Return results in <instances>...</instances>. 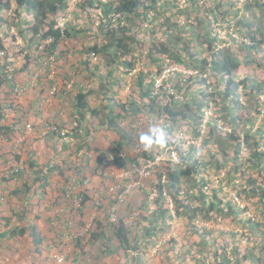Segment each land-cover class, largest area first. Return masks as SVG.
Returning <instances> with one entry per match:
<instances>
[{"label":"trees","instance_id":"16d2710c","mask_svg":"<svg viewBox=\"0 0 264 264\" xmlns=\"http://www.w3.org/2000/svg\"><path fill=\"white\" fill-rule=\"evenodd\" d=\"M144 1L148 3H145L142 0H79L77 3L79 9L84 10L91 8L93 11L98 10L100 13L98 19L99 24L92 22V29L94 33H101L102 38L96 41L92 46L86 47V49L89 53V60H91L90 54L92 52H95L98 58L102 56V65H104L107 69L104 76L103 74H98L97 88H94L93 85L91 87V84L87 82V79L85 80L83 78L82 84L76 86V88H74L75 91L71 92L67 97L68 102L71 104V115L74 113L72 115L73 119H71V123L73 122V125L70 131L76 132L79 121H85L88 115L91 117L100 116L102 120V123H100L105 125L107 129L115 132L114 139H112V142L106 148L99 146L90 147L91 145L87 141V143H89L87 144L89 149H87L89 152L91 151L92 153H95L99 159V163H102V159L105 157L107 151L119 153L125 148L132 146L135 142H140V145H144L140 140V137L144 135V132L142 131V133H140L136 131L132 136L128 133L130 128L121 126V121L126 120L131 116L143 114L144 108L146 109L150 106V103H154V106L156 107L155 109H152L153 105H151L152 110L158 109L159 114L166 115V117L169 118L170 122L166 127H168V132L172 133L174 129H177L178 126H176V124L178 121H183V119L186 121L191 120L194 124H198L202 118L201 111L205 108V105L208 104V96H214L216 93L220 96V100L216 102V107L220 112V115H217L216 117L210 116L207 120L206 126L208 129V135L206 136L205 142H208V140L215 135L221 136L218 141L222 147L224 157H227L228 154L226 149L230 145V140L234 141L236 143V147L234 149L235 161L239 150L241 149L242 142L248 144L250 146V150L251 147H253L247 158V161L251 162L249 168L255 171L257 170L259 175H263L262 181L264 183V143L262 142V136L257 137L259 133L260 135L262 134L261 132L263 129L259 128L255 133L251 132V128L243 131L241 128H244L245 124H253L255 119L243 117V120H240L241 118H239V116L235 113L241 103L240 95L238 93L240 86L247 91L246 94L253 95L256 98L255 101L257 103L260 102L259 97L257 99V96L264 91L263 82L257 83L253 80L257 71L251 69L250 67L251 63L257 61L254 59L257 55L263 59L262 52H264V38L262 39L264 34L261 32L262 28H254L256 34L253 33L254 29L249 19L245 17L244 14L248 11L250 4H253V0H244L243 2H240L239 5L244 6H240V8L236 9L235 12L234 10H221V0H214L215 6L210 5V7L206 6L204 8L202 4H199V6L197 5V10L207 12V15L212 18L211 20L206 19V21L200 18L199 24L197 22V25L194 26L195 29L190 31L195 34L199 31V28L204 29L202 34L199 36L201 41L203 43L204 41L208 43L207 47H209V50L215 47L210 60L205 56L199 58L197 53L190 51L189 46L180 48L178 42L173 43L171 41L169 44L163 43L160 47L156 45H149V57L152 59V62L160 60L159 56L157 57L152 54L155 50L170 55L176 63L181 65L183 64L186 69L196 73L195 75L190 76L192 78H178V80L174 83L173 88L177 93H181L183 87L187 84L186 91L183 92L181 96L182 99L186 98V95L188 94L187 91L191 90L196 84L207 83L208 80L204 77H207L208 72L206 69H209L208 66L221 75L215 85L217 89H215L212 93L206 94V90L198 89L193 91L194 94L191 95L190 100H183V102L177 98L175 94L170 96L169 101H164L167 95L166 90H168L166 86L167 82L163 81L161 87L157 88L155 87L156 78L151 76L152 72L136 68L140 58L135 54L136 51H141L142 42L133 31L134 18L136 16L147 14L150 10H154L158 7L159 4L157 0ZM193 1H196L195 3L198 4V0ZM256 1L258 2V0ZM165 3L167 2H164V4ZM69 5L70 0H0V28L3 24H6L7 26L16 25L17 28H21V24L25 22L29 25V30L34 34V36L39 35L40 39L44 41L49 40V42L42 48L43 56L54 55L57 57V54L59 55V53H57L59 44L63 39L74 37L75 35L86 31L85 29L80 28V26H77V23L82 20H78L75 25L72 21L74 19H72L65 27L59 26V20L67 14ZM159 7L163 8L162 11L166 12L168 10V6L166 5L164 7ZM241 7L244 10L242 13L243 20H237L235 23L236 30L240 29L239 33L242 34L241 37L239 39L231 38V40H229L231 43H229L228 47L217 50L214 44L216 45L215 42L217 40L218 33L213 32L211 27L212 21L219 23L221 28L226 29V24L231 20V18H236V16L240 15ZM5 13H9L12 19L9 20L8 17L5 16ZM77 13L78 12H75L74 15H77ZM184 13H188V10ZM187 25L190 29L192 28L191 25ZM197 26H199V28H197ZM160 27L164 30H169L170 28L166 22H162ZM93 31L91 36L92 38H95L97 37V34H94ZM177 33L179 36L181 35L180 32ZM168 35L170 36L171 34L169 33ZM234 41H236L238 49H240L241 53L247 54L241 59L235 55V46L232 45ZM0 51H3L5 55L9 53L5 39L1 34ZM183 52H186V54L188 53L187 58H183ZM36 56L37 55L27 54L26 62L23 64L22 68L28 69L30 65H35L39 59ZM128 56H130L129 59ZM188 58H192V61L188 62ZM89 60L86 61L87 66L90 65ZM4 63L6 64L5 61L3 62V65ZM94 63L95 62L92 61V74H95L97 70L100 69L101 65L99 61L95 64ZM259 65L262 66L261 63ZM5 66L0 67V91L2 87H5L2 88L5 90L1 91L2 97L0 98V136H4V138L9 139L8 134L11 133V127L7 125V111L14 105V98L12 99L9 94L13 90L19 93L21 91L25 92V90L20 83L17 84V78L15 77L16 74L23 71V69L20 70L14 68V70L9 73L7 72V68H5ZM242 70H247V72L242 78H239L238 73ZM117 71L122 73L121 77L117 75ZM133 71H135L136 75L133 84L136 85L139 91L138 96L143 101L141 104H139L132 97L128 100V102L122 101L119 97H117L119 94L118 89L127 83L124 75L131 74ZM159 71L161 72L162 69L159 68ZM209 78H211V75H209ZM261 81L263 80L261 79ZM11 82L13 83L11 84ZM47 83L51 86V84L54 83V80L50 79ZM9 85L11 86V90L8 91L6 90V87ZM116 85L118 89L113 88ZM154 87L156 95H153ZM197 92L200 94L197 95ZM95 94L101 95L102 98L107 101L105 104H102L100 108H97L91 102V97L95 96ZM146 98L149 100L148 103L145 102ZM249 102L250 100H248L247 104ZM262 103L264 104V101ZM248 110L249 108H247V112ZM256 111V113L259 114L261 110L256 109ZM218 117L223 120L226 126H231L233 130L229 132L226 131L224 127H221L217 119ZM53 121L56 125L57 123L55 117H53ZM75 121L77 124L74 123ZM240 121L243 122L241 123L243 126L241 125V128H238L237 125ZM70 131L63 130L60 126H54L49 131L48 136L57 137L63 142V140L65 141L66 135L72 139ZM65 133L66 135H64ZM168 135V133L165 135V146L170 144V137H168ZM195 135H199L198 130H195ZM154 145L158 146V144L153 143L152 146ZM151 147L134 155H128L126 157L117 156V158H115L114 167L117 169L127 170L133 167L134 164H139L140 158L154 159L155 155H152L153 152L150 151ZM81 148L82 147H80V149ZM196 150L197 148L192 146V150L186 154H183L180 151L181 160L176 164H169L165 167V171H159L157 173V181L149 184L145 189H142L143 197L140 200L139 205L131 208L133 210L136 209L138 211H146L147 214L139 215V218L137 221L135 220L134 224H128L126 222V216L125 218L119 216L115 222L110 221L109 214L103 218L97 217L95 219V226L92 228V232L90 233V237L87 242H91L92 247L94 245L95 251L98 252L97 255H101L97 258L101 259L102 257L111 254L113 251V247L111 246H113L112 241L114 239L117 240L116 243H118V247H120V249H124V254L127 256L130 252L135 250L136 252H134L133 255L136 258L142 256L140 249L145 243H153V245L157 244L161 235H165L170 231L169 220L174 218L171 210L165 204V198L163 197V192L165 190H168L170 195L175 198V215L179 217L186 216L188 220L193 221L200 214L202 215L201 218L205 216L204 219L208 221L214 219L213 213L216 214V217L221 218H227L232 215L234 216L237 206L233 203V201H235L233 200V197L229 196V198H227L228 200H223V196L219 197V195L221 196L220 191H222V188L220 186L216 187L217 182L209 176L200 175V169H202V167L207 168L209 163L211 165V161H209L208 164L202 162L200 158L195 156ZM13 156L17 159V161L21 159L20 154L17 152H14ZM224 159H226V161L229 160L228 158ZM26 163L28 168L9 166L6 170L0 172V191L7 189L6 185L9 183L10 179L12 180L15 178L17 181H21V185L17 186L14 190H10V193L14 194L17 201H19L18 203L20 208L22 209L21 218L18 224L12 225V217L5 219L6 222L4 225L6 226V229L0 231V240L8 237L19 238L29 233L33 238V243L36 249L39 252H42V250L45 249L43 247V243H45L46 237L41 230H38L35 222H29L28 224L23 217L28 218L30 212L33 210L32 203L30 204L29 202L32 197V187L40 181V186L45 189L47 185H51V172L56 168L61 169L62 167L58 163H56L55 166L49 159L44 167L39 168L35 158L31 156ZM65 164L67 169H71L72 166H70V163L65 162ZM0 165L2 167L8 166V164L5 165L4 163H1ZM216 166L217 171L219 172V170L223 167V164L216 161ZM234 167L237 169L235 170L234 168V172L239 171V166L235 165ZM59 173L64 176V180L69 179L63 174V171H60ZM232 173L233 172L230 170V172L227 173V176H231ZM164 176L165 179L163 180ZM79 180L83 181L84 179ZM246 180L247 182L241 183V185H239L238 181L235 180L236 182L232 183L231 189H234L236 192L238 191L236 195L240 196L243 200L246 201V198H248V200L253 201L254 211L260 207L264 208V185L257 183V178H253L250 173L247 175ZM220 182L222 181L220 180ZM220 182L218 185H220ZM183 183L187 184L184 189L185 196H191L195 200H198L199 204L197 206L185 203L184 199L179 198L180 191L183 188ZM208 185H210L212 195L204 190V188ZM240 186H243L244 188L239 190ZM194 189H196L197 192H193ZM59 193H61L60 196L57 199L54 198L55 200L51 203V208L57 207L60 204H66L68 206V204L74 203L72 201H74L76 195L81 197L79 206L74 205L72 207V209L75 210L74 213H78L81 216L79 222L73 221V223L76 226L81 225L82 218L87 212V206L92 199L91 196L85 191L77 192L76 194H69L66 190H60ZM61 198H63L64 201L61 200ZM254 198H256V202L254 201ZM152 203L155 204L154 209L150 207L152 206ZM182 206L185 211L182 210ZM241 210L244 211L246 209L243 208ZM127 216H129V214H127ZM254 216L255 215L247 218L249 221V228L254 234L260 235L263 238L264 229L262 228L264 226V222L256 219V221L253 220ZM49 219H51L50 222L53 224L52 218ZM62 220L63 219L60 221ZM55 225H57V221ZM57 228H59L58 225ZM109 230L112 231L111 234ZM192 231H195L194 227ZM203 232L206 233L205 231ZM111 235H113V238ZM231 235L235 236L236 233L231 232ZM200 237H202V235H200ZM47 239L48 243L46 248L51 247L53 243V238L48 237ZM75 241L76 245L82 250L84 245L81 244V236H76ZM262 241H264V239H262ZM226 244L229 246L228 242ZM262 244L264 243L262 242ZM241 247L242 246L240 245H235L234 248L230 250V254L226 251L221 252L220 254L216 253L217 256L212 264H247L248 262H251L252 264H264L262 257H257V253L249 250L248 248L247 250L242 251ZM133 255L132 258L134 259ZM170 255L173 258H180V256L176 253V250L175 252L170 253ZM218 256L221 257L219 260L217 259ZM132 258V261L129 264H144V259L139 261L136 258L134 260ZM170 258L171 257H167V261H170Z\"/></svg>","mask_w":264,"mask_h":264},{"label":"rangeland","instance_id":"374dc122","mask_svg":"<svg viewBox=\"0 0 264 264\" xmlns=\"http://www.w3.org/2000/svg\"><path fill=\"white\" fill-rule=\"evenodd\" d=\"M142 1L145 2L144 0ZM157 1L159 4L158 7H156L154 10H150L147 14L136 16L134 18L133 31L135 32V34H137L142 42L141 51H136L135 54L140 58L136 68L152 72L151 76L156 78L155 87L157 88L161 87L163 81L167 82L166 86L168 90H166L167 95L164 101H169L172 94H175V96L182 100V102L183 100H190L191 95L194 94L193 91L198 89L206 90V94L212 93L215 89H217L215 85L217 84V81L221 75L216 73L210 66H208L209 69H206L208 72L207 77H204L207 78V83L196 84L191 89L192 91H187L188 94L186 95V98L182 99L181 96L183 92L186 91L187 84L186 86L183 85L184 87L181 93H177L173 88L174 83L178 80V78L189 79L192 78L190 76H193L196 73L186 69L183 64L181 65L179 63H176V61L173 60L170 55L161 53L159 51L154 50L152 54L157 57L159 56L160 60L152 62V59L149 57V45H156L160 47V45L163 43L169 44L171 41L173 43L178 42L180 48L189 46L190 51L197 53L199 58L205 56L210 60L215 47L209 50V47H207L208 43L206 41H204V43L201 41V38L199 36L202 34L204 29H200L199 26H197V28H199L198 32L194 34L191 31L195 29L194 26L197 25V22L199 24L200 18L204 21H206V19L211 20L212 18L211 16L207 15V12L197 10V5L199 6V4H202L204 8L206 6L210 7V5L215 6L214 0H198V4L193 0ZM239 1L240 0H221V10H234L235 12V10L240 8V6H244L239 5ZM78 2L79 0L70 1L67 14L60 18L59 22L62 23L61 26L65 27L67 23L72 19H74L72 21L75 25L78 20H82L83 22H78L77 26L85 29L86 35L85 37H83L85 43L79 42V44L81 46H84V44L92 41L93 45L96 41L102 38L101 33H94L92 29V22L98 23L100 13L98 12V10L93 11L91 8H87L84 10L77 9ZM164 2L167 3L164 4ZM165 5L168 6V10L166 12L162 11L163 8L159 7H164ZM186 10H188V13H184ZM75 12H78L77 15L79 16L74 15ZM5 16H7L9 20L12 19L9 13H5ZM240 18V20H243L242 14ZM237 20L238 16H236V18L232 17L231 20L226 24V29L221 28L219 23L212 21L211 27L213 29V32L218 33V37L215 42L216 45L214 44L217 50L228 47L229 43H231L229 41L231 40V38L239 39L241 37L242 34L239 33L240 29L236 30L235 26ZM162 22H166L170 26L169 30H164L160 27ZM187 24L191 25L193 29H190ZM21 29L24 30L26 28L21 26ZM90 30H92L94 34H97V37L92 38V31ZM14 32L15 31L11 30L9 26L2 28L3 36L5 37V39H8L6 43H8L7 47L9 49V53H7L6 55L0 54V67L6 65L5 68H7V72L9 73L12 72V69L17 67L16 64H20L22 61V57L18 59L17 55H14V52H16V50L12 48L13 40L11 37L17 35ZM177 32H180L181 35L179 36ZM169 33L171 34L170 36L168 35ZM232 45L235 46L234 52L235 55L238 56V58L241 59L242 57H244V55H247L246 53H241L240 49H238L236 41H234ZM11 52L13 53V55H11ZM183 54V58H187L188 53L186 54V52H183ZM51 58L54 57L52 56ZM129 58L130 56H128V59ZM262 58L263 59H261L259 55H257L256 58L254 57V59L258 62L255 61L254 63H251L250 67L251 69L257 71L253 80L257 83L263 82L264 84V52H262ZM17 59L18 61H15ZM4 61L6 62V64L4 63L3 65ZM98 61L101 64L100 69L97 70L95 74H92V85L94 86V88L98 87V74H103L104 76L107 69L104 65H102V56L98 58ZM190 61H192V58H188V62ZM12 62H14L15 64H12ZM260 63L262 64V66L259 65ZM159 68L162 69L161 72L159 71ZM246 72L247 70L240 71V73H238V77L242 78ZM117 75L121 77L122 73L117 71ZM209 75H211V78H209ZM124 77L127 83L123 87L119 89L117 85L113 87L114 89H118L119 91L117 97L125 102H128V100L132 97L139 104H141V102L143 101L138 96L139 91L136 85L133 84L134 78L136 77L135 71H133L131 74H125ZM261 79L263 81H261ZM12 83L13 82H11V84ZM155 87L153 89V95H156ZM2 88L1 91L5 90ZM6 90H11V86H7ZM1 91L0 98L2 97ZM246 92L247 91L244 90L242 86L239 87L238 93L240 95L241 103L235 113L239 116V118H241L240 120H243V117H248L252 119L254 118L255 121L253 124H245L244 128H241V123L243 122L240 121L237 127L243 129V131L251 128L252 133L257 132L259 128H262V134L260 135L259 133V135H256L257 137L262 136V142L264 143V104L262 103L264 101V91L257 96V99L259 97L260 101L258 103L255 101L256 98L253 95H248L246 94ZM23 94L24 93H19L13 90L9 94V96L15 98L17 95L19 96ZM199 94L200 93L197 92V95ZM56 95L57 94L55 93L50 96L52 97L51 102L57 101L58 98ZM219 97L220 96H218L216 93L214 94V96H208V104L205 105V108L201 111L202 118L198 124H194L191 120L186 121L185 119H183V121H178V123L176 124V126L178 127L177 129H174L172 133H169L168 127H166L170 122L169 118L166 117V115L159 114L158 109L152 110L156 108L154 106V103H150V106H148L146 109L144 108L143 114L131 116L128 119L121 121V126L130 128L128 133H130L132 136L136 131L140 133H142L143 131L144 134H148L150 129L152 128L162 129L165 135L167 133L169 134L168 137H170V144L168 146H152L150 148V151L153 152L152 155L154 154V159H156L154 160L150 158H140L139 164H134L130 169H117L111 164V166H108L106 168V173L109 174L107 175V177L103 176L101 178H95V172H93L92 170V184L84 182L78 183V181L73 180V177L71 179V174H73L74 171L72 169H67L65 162L73 165L74 159H77L73 150L66 153L62 152L61 150L59 152L57 145L55 146V141H53L52 145L49 144V146L45 148L47 144L44 145L43 141H40L39 138H36L39 139L36 142L34 139L32 141V145L34 146V148L37 147L41 150H37L39 152V154L37 155L33 151L35 153V157L33 156L34 154H31V157L35 158L37 166L39 168L44 167V165L50 159L55 166L56 163H58L62 167H60L61 169L56 168L51 172V185H47L44 189L42 186H40V181H38L32 187V197L29 202L30 204L32 203L33 210L32 212H30L28 218L23 217V219L28 222V224L29 222H35L38 230L42 231V233L46 237V241L45 243H43V247L45 249L42 250V252H39L36 249L33 243V238L29 233L19 238H4L0 241V264H22L26 261H30L33 264L35 263L36 259L39 260L41 257H43V260L47 262L46 264H129L132 261V255L130 254L127 256L126 254H124V249H120V247H118L116 239L112 241L113 246L111 247H113V251L111 252V254H108L101 259L97 258L101 255H97L98 252L95 251V246L93 245L92 247V243L87 242L88 238L90 237L89 235L92 232V227L95 226L93 222V226L88 231L92 219L94 218L95 221L97 217L103 218L104 216L109 214V216L111 215L110 221H114L112 219L113 217L117 216L118 218L120 216L122 218H125L126 216V222L130 225L134 224L135 220L137 221V219L139 218V215L147 214L146 211H138L131 208L139 205L140 200L143 197L142 189H145L149 184L157 181V172L165 171V167H167L169 164L173 165L179 162L181 160L180 151L183 154H186L190 150H192V146H195L197 148L195 156L197 158H200L202 162L208 164V162L211 161V165L209 163L207 165V168L202 167V169H200V175L209 176L211 177V179L213 178L215 182L221 180L222 182H220V185L216 184V186H220L222 188L220 194L224 197L223 200H228L227 198H229V196H232L233 200H235L233 201V203L236 204L237 209H235L236 211L234 212V216L232 215L227 218L214 217V219L208 221L202 219L200 217V214L193 221H188V219L184 216H175L173 219L169 220L170 231L165 235L161 233V238L158 240L153 253L158 254L161 250H164L163 248H168L169 255L167 256L171 257V264H211L214 261L216 253L220 254L221 252L226 251L228 254H230V250H232L235 245L242 246L241 250L243 251L247 250V248L250 250V246L261 244V241L262 239H264V237L262 238L260 235L254 234L251 231L247 218L255 215L253 217V220L256 219L263 222L264 218L260 217L259 210H255V213L251 210L254 206L253 201L248 200V198H246V201L243 200L240 196L236 195L238 191L236 192L234 189H231L232 183L236 182L235 180L238 181L239 185H241V183L247 182L246 178L249 173L253 178H262L261 175H258L257 170L255 171L249 168L251 162L247 161V158L253 147H251L250 150V146L242 142L241 149L239 150L238 156L235 161L234 149L236 147V143L234 141H229L230 145L226 149L228 154L227 157H224L222 147L220 146L218 141L220 140L221 136L215 135L216 137H211L208 142H205L206 136L208 135V129L207 126H205V122L209 119L210 116L216 117L217 115H220V112L216 107V102L220 100ZM52 99H54V101H52ZM248 100H250V102L247 104ZM106 102L107 101L103 99L101 95L95 94V96H92V104L97 108H100L102 104H105ZM145 102L148 103L149 100L146 98ZM151 105H153L152 109ZM247 108H249L248 112ZM256 109L261 110L259 114L256 113ZM49 112L52 113L53 110H49ZM8 113L10 114L9 110L7 111V114ZM217 119L219 123L221 122V127H224L226 131L231 132L233 130L231 126H226L221 118L218 117ZM27 126L31 127L32 125L28 124ZM95 127L97 129L94 131L95 135H92L93 145H99L103 148H106L110 145L112 139H114L115 132L107 129L105 125H102L100 123V116L92 117V129H95ZM102 129H105L103 137L98 135V132ZM195 130L199 131V135H195ZM18 137L16 139H6L4 138V136H0V164H8L7 167H2L0 165V172L6 170V168H8L9 166L28 168L26 162H28V155H30L31 153V145L26 144V141L24 140L25 137H23V139L21 140H19ZM28 140H30V138H28ZM39 141L42 145H38L37 142ZM34 142L35 144L37 143L36 146L34 145ZM175 143H177L176 147L174 146ZM144 149V145H140V142H135L132 146L125 148L123 152L126 154V156H128L137 154ZM172 149L176 150V159H174L170 155ZM32 150L34 149L32 148ZM14 152L20 154L21 159L19 161H17V159L13 156ZM107 153L108 151L106 152V154ZM96 158L97 155L95 153H92V162H94L95 160L99 161V159ZM224 158H228L229 160L226 161V159ZM216 161H219V163L223 164V167L221 168V170H219V172L217 171ZM235 165L239 166V171L234 172V168L235 170H237L236 167H234ZM100 166H102V164H100ZM146 166H149L147 167L149 171H143V168H145ZM62 169H64L65 172L68 173L69 179L64 180V176L59 173L60 171H63ZM85 169L88 172H91L88 167ZM230 170L233 173L231 176H227V173H229ZM141 172L143 173L141 174ZM19 185H21V181H17L15 178L12 180L10 179L9 183H7L6 185L7 189H3L2 191H0V231L6 229V226L4 224L6 222L5 219L8 217H12V225H16L19 223L22 209L20 208V205L18 203L19 201H17L14 194L10 193V190H14ZM182 186L183 188L180 191L181 194L184 192L185 186H187V184L183 183ZM207 187L208 188H205L206 191L210 193V195H212L210 185H208ZM242 188L244 187L240 186L239 190ZM60 190H66L69 194H76L77 192L85 191L91 196L92 199L87 206L86 215L82 218L83 224H81V226H76L73 223V221L79 222V220L81 219V216L78 213H74L75 210L72 209L74 205L78 206L77 200L72 201L74 203L68 204V206L64 204L63 208L61 206L52 208L50 207L51 203H53V201L55 200L54 198L57 199L60 196ZM193 192H197V190L194 189ZM61 200L64 201L63 198H61ZM192 202L195 205L199 204L198 200H192ZM154 206L155 204L152 203V206L150 207L154 209ZM243 208H245L246 210L242 211L241 209ZM60 209H64V213L68 214L66 220L70 221L69 227H64L66 228L64 232H60V230L58 231L57 225H55L56 221L58 222L62 218V216L57 217V213L55 211ZM127 214H129V216H127ZM42 217H45L48 222L47 227H44L43 230L41 229L40 223L38 222ZM47 217L52 218L53 224H51L50 220ZM193 227L195 228L194 232L189 230L191 228L193 229ZM262 229H264V226ZM196 230H199L200 232L205 231L206 233L203 234ZM109 232L110 234L112 233L111 230H109ZM231 232H235L236 235L232 236ZM200 235L207 238L209 242L207 251L201 252L198 250L199 247L196 245V242H200ZM76 236H81V244L84 245V248L82 250L76 245ZM111 236L113 238V235ZM48 237L53 238V243L51 247L46 248ZM193 237L195 240L193 239ZM227 242L229 243V246H226L225 243ZM220 244H225L222 247H227V250L222 247L219 248ZM171 246H175L177 248L176 253L178 251L180 252V254H178L180 258H173L170 255V253H172L173 251L169 249ZM181 254L183 255V257ZM218 257L221 258L220 256ZM135 258L136 257L134 256V259ZM136 259L139 261L143 260L142 256L137 257Z\"/></svg>","mask_w":264,"mask_h":264},{"label":"crops","instance_id":"0c3cea01","mask_svg":"<svg viewBox=\"0 0 264 264\" xmlns=\"http://www.w3.org/2000/svg\"><path fill=\"white\" fill-rule=\"evenodd\" d=\"M243 11L244 10L242 8L240 15L238 16V20H240ZM244 14L249 18L253 29L261 27V32L264 34V0H258V2L256 0H253V4H250L248 11ZM6 26V24H3L1 27L5 28ZM15 26L16 25H9V28H12V30L15 31L14 33L17 34L11 37L13 40L12 48L16 50V52H14V55H17L18 59L22 57L21 63L16 64L17 67L15 69H23L22 66L26 62L27 54L37 55L36 57L39 59L35 65H30L28 69H23V71H20L16 74L17 84L20 83L25 92L22 91L21 93L24 94L19 96L17 95L14 99L11 97L14 100V105L9 110L10 114H7V125L11 127V133L8 134L9 139H16L19 136L18 138L19 140H21L23 139V137H25L24 140L26 141V144L31 145V153L30 155H28L29 157L31 156V154H34V157L35 153L36 155L39 154L38 151L40 149H38L37 147L34 148V146L32 145V141L34 139L35 142L40 139V141H43L44 145L47 144L45 148L48 147L49 144L52 145L53 141H55V146L57 145L59 152L61 150L62 152L66 153L73 150L74 154L77 157V159H74L73 165H70L72 166L71 169L74 171V173L71 174L73 180L84 179L83 182L87 181L90 182L89 184H92V170L93 172H95V178H101L103 176L106 177L103 171V167L100 166L97 160L92 162V152L88 151L89 148L87 144L89 143L91 145L90 147L99 146L93 145L92 143V135H95L94 131L97 129L96 127L95 129H92V117L88 115L85 121H79L76 132L70 131L73 125V122L71 123V119H73L72 115L74 113L71 115V104L70 102H68L67 97L71 92L75 91L74 88H76V86L82 84L83 78L85 80L87 79V82H89L92 87V60H89V53L86 49V47L92 46V41L84 44V46H81L79 42L85 43L83 37H85L86 33L83 32L75 35L74 37L63 39L59 44V49L57 51L59 55L57 54V57L54 55L43 56L42 48L49 42V40L44 41L40 39L39 35L34 36V34L29 30V25L25 22L21 24V26L26 28L24 30L21 28H15ZM253 33H255V29ZM263 38L264 36L262 37V39ZM7 40L8 39H6V42ZM7 45L8 43H6V46ZM11 55H13L12 52ZM52 56L54 58H51ZM18 59L15 61H18ZM87 60L90 61V65L88 66L86 65ZM50 79L54 80V83L51 84V86L49 83H47V81ZM55 93L57 94L56 96L58 99L55 102H51L52 97L50 96ZM52 101H54V99H52ZM49 110H53V112L50 113ZM53 117L56 118V125L55 123H53ZM100 122L102 123L101 118ZM74 123L77 124L76 121ZM28 124H31L32 126H27ZM54 126H60L61 128H63V130L66 131L69 130L72 139H70V137L66 135V133L64 134L66 136L65 141L63 140V142L57 137L55 138L48 136L49 131ZM104 131L105 129L100 130L98 132V135L103 137ZM28 138H30V140H28ZM45 139L47 143L45 142ZM40 141L37 142L38 145H42ZM87 141L89 143H87ZM35 142L34 145L36 146L37 143L35 144ZM80 147L82 148L80 149ZM32 148L34 150H32ZM87 167L91 170V172H88L85 169ZM64 169H62L64 171L63 174L68 178V173H66ZM256 178L258 180L257 183L264 185L262 181L263 178ZM254 201L256 202V198H254ZM58 206H61L63 208V204H60ZM253 209L251 210L255 213ZM256 210H259L260 217L264 218V208L260 207ZM55 211L57 213V217L62 216L61 219H63L62 221L57 222V225L59 227L57 228V230H60V232H64V230L69 227L70 224V221L66 220L68 214L64 213V209ZM47 218L49 219V217ZM38 222L40 223L42 230L44 229V227H47L48 222L45 217H42ZM64 227L66 228L63 229ZM189 230L192 231V228ZM199 239H201L200 242H196V245L199 247L198 250L201 252L207 251V247L209 246L207 238L202 236ZM262 242L264 243V241H261V244L250 246V250L257 253V257L261 256L262 260H264V244H262ZM225 244H220L219 248H221ZM156 245L157 244L153 245V243H145L143 247H141V249L139 248L140 253H142L144 259V264H171L170 261H167V255H169L168 248H163L164 250H161L159 252L160 254H154L153 251ZM226 246L228 245L226 244ZM169 249L173 250L172 252H175L177 248L175 246H171ZM134 252L136 251L134 250L130 252L129 255H133ZM177 254H180V252L178 251ZM217 259L219 260L220 258L218 257ZM46 263L47 262L43 260V257H41L39 260L36 259L35 263L33 264ZM22 264L32 263L30 261H26ZM248 264L252 263L248 262Z\"/></svg>","mask_w":264,"mask_h":264},{"label":"clouds","instance_id":"9594fccd","mask_svg":"<svg viewBox=\"0 0 264 264\" xmlns=\"http://www.w3.org/2000/svg\"><path fill=\"white\" fill-rule=\"evenodd\" d=\"M71 1V0H70ZM239 3H240V1H239ZM60 23V22H59ZM59 26H61L60 24H59ZM16 27V26H15ZM61 27H63V26H61ZM11 30H12V28H11ZM0 34L2 35V37H4L3 36V33H2V27L0 28ZM4 39H5V37H4ZM5 42H6V39H5ZM8 48V47H7ZM90 56H91V54H90ZM90 59H91V57H90ZM92 60V59H91ZM93 61V60H92ZM93 62H95V63H97L98 62V59H97V61H93ZM140 140H141V142L144 144V147H145V149H148L149 147H151L152 146V144L153 143H155V144H158V145H161V146H163L164 144H165V142H166V138H165V134H164V132H163V130L162 129H159V128H152V129H150V131H149V133L148 134H144V135H142L141 137H140ZM98 163H99V161H97ZM100 164V163H99ZM72 179V178H71ZM216 187H218V186H216ZM205 188H208V187H205ZM204 188V190L206 191V189ZM169 194H170V192H169ZM164 197V196H163ZM220 197H222V196H220ZM165 198V197H164ZM179 198L180 199H184V202L185 203H188V204H192V205H195V204H193V202H192V200H195L193 197H191V196H185V193L183 192L182 194L180 193L179 194ZM173 202H174V207H173V209L170 207V206H168V205H170V203H169V201L165 198V204H166V206L171 210V213L173 214V216L175 217V216H177V215H175L174 213H173V211L174 212H176L175 211V198L173 197ZM169 203V204H168ZM184 203V204H185ZM197 206V205H196ZM173 210V211H172ZM182 210L183 211H185L184 210V208H183V206H182ZM202 215H200V217H201ZM179 217V216H178ZM181 217V216H180ZM184 217H186V216H184ZM213 217H216V214H214L213 213ZM187 218V217H186ZM188 219V218H187ZM202 219H204V218H202ZM205 220V219H204ZM188 221H190V220H188ZM200 232V231H199ZM200 233H203L204 234V232L202 231V232H200ZM203 240V239H202ZM206 255V254H205ZM217 255L215 254V257H216ZM215 257H214V259H215Z\"/></svg>","mask_w":264,"mask_h":264},{"label":"built area","instance_id":"2783aa9c","mask_svg":"<svg viewBox=\"0 0 264 264\" xmlns=\"http://www.w3.org/2000/svg\"><path fill=\"white\" fill-rule=\"evenodd\" d=\"M244 0H240V2H243ZM60 25H62V23L60 22L59 23ZM0 54H5L3 51H0ZM91 59L93 60V61H97V59H98V57L96 56V53L95 52H92L91 53ZM22 92V91H21ZM20 92V93H21ZM207 122V121H206ZM205 122V123H206ZM221 123V122H220ZM221 125V124H220ZM206 126V125H205ZM175 147L177 146V143H175V145H174ZM174 159H176V150L175 149H172L171 150V154H170ZM117 156H119V157H126V154L123 152V151H121V152H119V153H114V152H112V151H109L106 155H105V157L102 159V163H100V164H102V167H103V171H104V174H105V176L107 177V175H109V174H107L106 173V168L108 167V166H111V164H112V166H114V162H115V158H117ZM170 156V157H171ZM156 159V158H155ZM154 159V160H155ZM174 161V160H173ZM147 167H149V166H146L145 168H143V171H149L148 170V168ZM143 172H141V174H142ZM158 173V172H157ZM165 179V176L163 177V180ZM74 181H78V183H83V181H81V180H79V179H76V180H74ZM219 182H220V180L217 182V185L219 184ZM84 183H90V182H84ZM140 185V184H139ZM124 188V187H123ZM163 196L169 201V203H170V207L173 209V207H174V202H173V197L169 194V192H168V190H165L164 192H163ZM78 201V206H79V204H80V200H81V197L80 196H75V198H74V201ZM173 211V210H172ZM173 213L175 214V212L173 211ZM111 216V215H110ZM114 221H111V222H115L118 218H117V216L116 217H113L112 218ZM116 219V220H115ZM93 222H94V218L92 219V222H91V225H90V228L88 229V231L91 229V227L93 226ZM83 224V223H82ZM140 227H142V226H140ZM93 228V227H92ZM61 259V258H60Z\"/></svg>","mask_w":264,"mask_h":264}]
</instances>
